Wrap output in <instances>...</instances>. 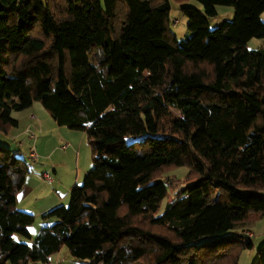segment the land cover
I'll return each instance as SVG.
<instances>
[{
    "label": "trees",
    "instance_id": "obj_1",
    "mask_svg": "<svg viewBox=\"0 0 264 264\" xmlns=\"http://www.w3.org/2000/svg\"><path fill=\"white\" fill-rule=\"evenodd\" d=\"M0 0V132L39 102L85 132L92 167L42 218L16 207L28 164L0 144V264H238L264 215V0ZM218 5L232 20L209 27ZM186 167L170 200L159 174ZM165 201L162 211L161 205ZM147 226H144V224ZM162 229L153 231L152 229ZM240 229V230H239ZM252 237L241 240L242 232ZM238 245V246H235ZM255 264H264V242Z\"/></svg>",
    "mask_w": 264,
    "mask_h": 264
},
{
    "label": "rangeland",
    "instance_id": "obj_2",
    "mask_svg": "<svg viewBox=\"0 0 264 264\" xmlns=\"http://www.w3.org/2000/svg\"><path fill=\"white\" fill-rule=\"evenodd\" d=\"M187 4L202 10V5L196 0H189ZM216 8L217 15L209 18L210 28L217 26L223 20H232L233 18V8L231 6L218 5ZM261 14V20L264 22V11ZM169 17L171 34L177 39H187L191 35V31L187 28L188 18L180 10V4L174 0H171ZM175 18L179 21L173 25L171 21ZM258 41L259 43L264 42V39L254 38L248 41L249 49H256L259 46ZM28 113L32 114L31 118L26 112L12 111L11 116L19 120L18 126L10 128L6 134L0 132V144L18 150V154L27 162L29 167V172L26 175L27 179L36 183L33 191L28 193L21 203H16V207L22 210L20 208L28 206L27 210L39 212L46 209L55 200L54 195L57 194L63 201L60 204L67 205L70 188L74 185H80L85 174L92 167V152L86 134L82 130L70 129L67 126H63L61 128L62 132L59 133L57 130L58 124L39 102H35L32 110ZM13 135L16 137H13ZM31 135L32 137H30ZM18 145L20 149H17ZM30 148L36 153V158L29 156ZM44 173H48L50 177L46 178L42 175ZM159 176L170 185L169 200L174 197L181 186L190 180L186 167L169 168L163 170ZM164 204L165 201H163L159 213L162 211ZM25 212L31 213L30 211ZM53 220L51 218L45 220L41 218V215H37L28 227L30 238L18 235H15V238L29 243L38 234L42 226L51 224ZM144 226H147V224L145 223ZM249 227L255 234L254 246L252 248H237L238 264H255L256 248L262 244V239L260 240L259 237L264 233V215L256 219L255 223ZM152 230L163 233V230L159 228ZM62 247V253L66 255L63 260L65 264H80V259L71 256L67 252V248ZM61 255L63 256V254Z\"/></svg>",
    "mask_w": 264,
    "mask_h": 264
},
{
    "label": "crops",
    "instance_id": "obj_3",
    "mask_svg": "<svg viewBox=\"0 0 264 264\" xmlns=\"http://www.w3.org/2000/svg\"><path fill=\"white\" fill-rule=\"evenodd\" d=\"M262 15V14H261ZM250 41V40H249ZM258 43H259V41H258ZM264 46V42H260L259 43V46L258 47H256V48H260V47H263ZM247 47H248V43H247ZM249 48V47H248ZM35 102H37V101H34L32 104H31V106H29V107H27V108H25V109H23V110H21V111H23V112H26V114H28L29 115V118H31L32 117V114L31 113H28V111H30V110H32V108H33V104H35ZM54 122V121H53ZM17 123L19 124V120L17 119ZM18 124H17V126H18ZM54 124H55V122H54ZM16 126V127H17ZM57 126H59L58 127V132L59 133H61L62 132V127L63 126H61V125H57ZM15 135H13V137H14ZM16 137V136H15ZM19 145H20V143H19ZM18 145V148L17 149H20V146ZM30 165V164H29ZM43 175V174H42ZM36 186V183H34L32 180H28L27 179V177H26V179H25V184H24V186L21 188V190L18 192V194H17V201H16V203H18V202H20L21 203V201L23 200V198L24 197H27V194L28 193H30V192H32L33 191V189H34V187ZM55 197V200H53V202H51V204L46 208V209H43V210H40L39 212H33L32 210H27L28 208V206H26V207H24V208H20V209H22V210H25V211H30L31 213H33V215H34V217L35 216H37V215H41V218H42V216L45 214V213H47L50 209H52L53 207H55V206H57V205H59L60 203H63V201H61L62 199L61 198H59L60 196H58V194L57 195H54ZM25 206V205H24ZM45 220H48V219H45ZM245 228H249V229H251L250 227H245ZM260 238V240L262 239V242H264V233L259 237ZM254 240H252V242H253ZM253 244V246H254V243H252ZM63 252V247H61L60 248V250L57 252V253H55V254H52L49 258H48V261L46 262V263H41V262H29L28 264H58V263H62V264H65V262L63 261L64 259H65V257H66V255H64V253H62ZM67 252H68V250H67ZM61 254H63V256L61 255Z\"/></svg>",
    "mask_w": 264,
    "mask_h": 264
},
{
    "label": "built area",
    "instance_id": "obj_4",
    "mask_svg": "<svg viewBox=\"0 0 264 264\" xmlns=\"http://www.w3.org/2000/svg\"><path fill=\"white\" fill-rule=\"evenodd\" d=\"M178 21H179V20H178L177 18H175V19H172L171 23H172L173 25H175V24L178 23ZM30 137H32V135H31ZM63 147H65V146H63ZM29 156H30L31 158H36V156H37L36 153L32 150V148H30ZM43 175H44L46 178H49V177H50L48 173H44ZM241 234H242V236H241V240H244V239H246L247 237H248V238L252 237V233H251L250 231H244V232H242ZM58 264H62V263H58Z\"/></svg>",
    "mask_w": 264,
    "mask_h": 264
}]
</instances>
